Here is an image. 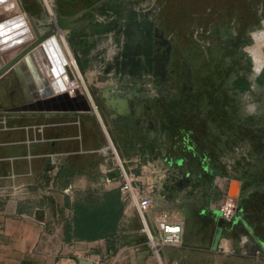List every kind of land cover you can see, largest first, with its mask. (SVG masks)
Here are the masks:
<instances>
[{
    "label": "rangeland",
    "instance_id": "1",
    "mask_svg": "<svg viewBox=\"0 0 264 264\" xmlns=\"http://www.w3.org/2000/svg\"><path fill=\"white\" fill-rule=\"evenodd\" d=\"M112 8L136 11L141 21L154 24L163 41H168L171 47L166 69L168 80L158 93L151 83L156 80L154 75L141 74L143 82L139 84L129 74L123 81L119 80L121 75L117 73L114 57L112 62L102 64L98 81L104 83L107 75L113 76L115 96L99 91L96 79L88 81L85 71L79 67L135 188H141L151 203L154 200L160 206L164 192L159 186L166 180L178 181L192 164L190 160L194 158L188 146L229 175L234 172L228 168L230 163L234 162L232 169L246 163L241 159L233 161V156L264 151V85L256 82L264 69V0H0V23L23 14L37 41L38 36L55 32L52 27L56 14L71 16L91 11L92 14L80 20L94 24L95 18L110 23L120 16H114ZM84 31L95 41L93 48L96 49L102 36L97 37L88 29ZM60 33L56 36L59 40ZM31 43L1 56L2 61H11ZM61 45L65 51L62 42ZM115 49V57L120 59L122 47L115 46ZM75 77L74 87L78 84L84 90L81 78L76 73ZM237 79L250 82V90H238L234 86ZM70 89L73 92L74 88ZM138 95L142 99H137ZM129 100L135 106H142L144 123L138 130L118 126L120 116L128 117L123 109L128 107ZM171 111L175 112L176 120L166 124V116ZM179 114L182 118H177ZM148 121L157 124L159 138L165 133L169 137L168 129L174 130L171 133L174 136L179 135V127L193 130L192 143H170L168 139L167 148H162L153 143V138H148L145 125ZM108 143L103 124L95 114H0V200L20 197L32 207H46L54 212L60 210L57 205L63 199L68 210L76 203L96 205L104 192L111 189L120 192L124 178L112 150L108 156L97 153ZM83 150L95 151L84 158ZM30 155L38 158L30 159ZM167 156L173 162L183 159L189 166L183 165L178 170L175 163L171 166L164 161ZM36 167L37 173L33 175L32 169ZM199 172L203 173L201 169ZM6 173L9 176L3 178ZM206 179L202 180L200 188L204 193L197 202L203 209L210 189ZM72 184L77 186L73 189ZM198 188L187 187L184 198L193 197L192 192ZM169 189L179 191L175 186ZM123 203V235L117 245L131 250L137 243L141 244L140 263L161 264L155 251L147 245L143 224L132 201L127 199ZM110 241L114 247V239ZM179 250V247L161 250L162 264H228L226 257L229 256L225 254L184 257ZM236 258L231 264H243L241 256ZM220 260L223 262L218 263Z\"/></svg>",
    "mask_w": 264,
    "mask_h": 264
},
{
    "label": "crops",
    "instance_id": "2",
    "mask_svg": "<svg viewBox=\"0 0 264 264\" xmlns=\"http://www.w3.org/2000/svg\"><path fill=\"white\" fill-rule=\"evenodd\" d=\"M63 16L71 17L74 15ZM13 17H16V15ZM84 21L86 22L87 20ZM59 38L60 40L62 39L61 42L70 59L68 60L72 62L70 64L75 72L71 71L81 78L85 91L89 93L80 68L85 71L88 81L92 82L96 79V87L99 91H102L107 96H115L113 76L107 75L104 83H99L100 81H98L102 64L112 62L113 57L115 60V53H117L115 46L117 48L121 47L120 44L115 42V33L103 35L99 46L96 49H91L88 53L86 49H88L90 42L93 40L88 31L79 29L64 31L59 34ZM120 41V43L124 44V37H121ZM258 85L260 84L258 83ZM109 90H112L111 93H109ZM103 110L107 112L106 109ZM102 124L109 143L97 152L99 154H101L102 149L107 148L110 144L114 146L108 126L103 120ZM113 127L116 128L118 126ZM94 151L83 150V157L89 158V154ZM197 152L199 153V151ZM199 155L201 154L199 153ZM29 158L37 159L38 157L30 155ZM232 158L233 161L237 159L246 161V163L242 164L243 167L237 169H232L234 162L230 163L228 168L229 170H234L232 175L224 174L220 167H215L212 163L213 170L210 176L205 173H197L198 184L194 186L202 187L204 177L208 179L205 181L210 186L206 208L203 209L197 203L200 201V196L204 193L201 188L192 192L193 197L185 199L184 194L186 193L184 192H187V188L181 191H174L173 195H171L172 190L165 185L167 183L165 182L159 186L164 192V195L160 196L161 205H155L154 200H152V207L147 212L146 220L149 226L154 229L156 216L165 212L173 215L172 221L182 223L184 228L183 244L179 247V251L184 257L206 255L207 253L219 256L220 253L229 256L226 257L228 264L234 263L237 259L236 257L239 256L242 257L243 264H264V151L239 153ZM179 160L183 161L184 167L189 166L185 165L183 159ZM191 166L193 164H190L189 167ZM189 167H186V171L190 169ZM36 173L37 167L32 169V174ZM21 175L25 176L27 173ZM7 176H9L8 173L2 177ZM6 185H9V183H6ZM255 185H261L262 187L259 188V191L251 192L248 199L242 203L245 222L242 220H236L235 222L234 219L231 224L227 225L225 223L223 237L218 243L217 249H215L214 242L218 229V220L211 210H219L222 201L228 199L237 202L243 191L251 189ZM76 186L77 184L75 186L72 184L73 189ZM165 186L167 189H165ZM137 189L141 190V188ZM109 191H112V189ZM143 194L148 196L145 193ZM195 203L197 205H194ZM64 204L65 200L63 199L61 204L57 205L60 210L54 212L53 209L46 207H40V209L32 207L20 197L1 199L0 264L142 263L139 261V257L143 255L141 244L137 243V247L131 250L117 245L121 234L123 235L121 233V220L114 235L93 242L80 241L75 238L73 232V209L68 210L69 208L67 207L65 209ZM112 238L114 239V247L110 241ZM221 244L225 245L226 250L222 251L220 249L219 246ZM157 258L162 264L160 253ZM221 262L223 260L218 263Z\"/></svg>",
    "mask_w": 264,
    "mask_h": 264
},
{
    "label": "water",
    "instance_id": "3",
    "mask_svg": "<svg viewBox=\"0 0 264 264\" xmlns=\"http://www.w3.org/2000/svg\"><path fill=\"white\" fill-rule=\"evenodd\" d=\"M111 11H113L114 16L120 14L116 23L123 22V27H117L114 25L115 23H112L113 21L102 23L95 18L93 19L94 24L78 21L86 12L71 17L57 15L55 25L52 27L55 32L42 37L38 36L37 41L32 42L18 56L7 63H4L0 56V114L12 116L95 114L102 122L91 96L85 90L76 89L70 92L64 85L63 74L65 72L70 81L74 80V76L66 67L65 59L53 36L74 29H88L97 37L115 33V42L120 44L123 50L120 55L121 60L118 57L115 59L117 73L121 75L119 80L123 81L124 77L129 74L131 77L137 78L134 79V82L139 84L143 82L140 78L141 74H151L155 70V76L160 77L163 85L171 52L168 41H163V35L158 34V30L154 28L152 22H141L136 11L129 10L122 13L119 8H112ZM121 37L125 39L124 44L120 43ZM155 38L162 40V42L155 41ZM32 40L33 38L22 16L12 17L0 23L1 54L11 52V50L26 45ZM94 44H96L95 41L90 42L88 49H86L87 53L93 49ZM158 44L161 48L167 46L165 52L158 53L160 50L156 49ZM242 55L241 53L240 56ZM118 60L120 63L117 62ZM256 82L264 85V69L257 76ZM239 83L242 84L241 87H239ZM234 85L242 92L251 88L250 82L242 79H237ZM137 99L142 98L138 95ZM134 103L133 100L128 101V107L123 109L128 117L120 116L118 123H121L120 120L124 118H137L141 121V125L144 123L141 120L142 106H135ZM118 126L126 129H140V127L125 124ZM116 155L118 157L117 153ZM195 174V172L192 173L193 179ZM178 187L182 189L180 186ZM260 187L262 186L255 185L241 193L236 205L235 222L236 220L245 222L242 203L248 199L251 192L259 191ZM211 212L218 220L214 242V248L217 249L218 243L223 237L225 221L220 210H211Z\"/></svg>",
    "mask_w": 264,
    "mask_h": 264
},
{
    "label": "built area",
    "instance_id": "4",
    "mask_svg": "<svg viewBox=\"0 0 264 264\" xmlns=\"http://www.w3.org/2000/svg\"><path fill=\"white\" fill-rule=\"evenodd\" d=\"M120 167L124 174L120 188L122 201L125 202L129 199L134 204L142 219V232L147 238L149 247L155 252H160L165 247L182 246L184 234L182 223L172 221L169 215L164 212L160 213L159 217L155 219V228L152 229L145 219V214L150 210V207H152L151 200L148 196H144L141 190L135 188L133 180L129 178L121 162ZM236 205L237 202L232 199L222 201L220 205L219 210L222 212V218L227 225L231 224L234 220ZM219 247L222 251L226 250L224 244H221Z\"/></svg>",
    "mask_w": 264,
    "mask_h": 264
},
{
    "label": "trees",
    "instance_id": "5",
    "mask_svg": "<svg viewBox=\"0 0 264 264\" xmlns=\"http://www.w3.org/2000/svg\"><path fill=\"white\" fill-rule=\"evenodd\" d=\"M73 232L80 241L93 242L112 236L124 213L120 192L107 191L96 205L76 203L73 206Z\"/></svg>",
    "mask_w": 264,
    "mask_h": 264
},
{
    "label": "flooded vegetation",
    "instance_id": "6",
    "mask_svg": "<svg viewBox=\"0 0 264 264\" xmlns=\"http://www.w3.org/2000/svg\"><path fill=\"white\" fill-rule=\"evenodd\" d=\"M119 9H121V8H119ZM129 10H131V9H125V10H122L121 9V11H122V13H126V12H128ZM102 11H104V10H102ZM92 14V12L90 11V12H86L84 15H88V14ZM83 15V16H84ZM81 19V18H80ZM78 20V21H81V20ZM141 21V20H140ZM142 22V21H141ZM86 23V22H85ZM112 23H115L114 25H117V27H123V22L120 24V23H116V21H114V22H112ZM155 41H157V42H161V40L159 41V40H155ZM167 47V46H166ZM166 47L164 48V47H160V45L158 44V45H156V49H160L159 50V52L158 53H162V52H165L164 50L166 49ZM157 53V52H156ZM118 62V61H117ZM119 63V62H118ZM168 65V64H167ZM166 69H167V67H166ZM155 70H153L152 71V73L151 74H148L149 76H151V75H154V77H155V79L156 80H154V81H152V79H154L153 77H151V83L154 85V88H156L157 89V93H158V91H161V90H163V86L164 85H162L161 84V81H160V77H157V76H155ZM147 75V74H146ZM148 76V77H149ZM168 77H167V75H166V78H165V81H164V83L165 82H167V79ZM148 79H150V77L148 78ZM163 83V84H164ZM235 86V85H234ZM242 86V84L241 83H239V87H241ZM236 87V86H235ZM237 88V87H236ZM238 89V88H237ZM239 90V89H238ZM244 92V91H243ZM177 118H182V114H179L178 116H177ZM166 119H167V122H166V124L167 123H171V121L173 122L174 120H176V115H175V112H173V111H171V113H169L167 116H166ZM157 125V124H156ZM156 125L154 124V126H155V128H156ZM194 127H192V129H193ZM168 130H170V134H169V137H167V134L165 133L164 135H162V136H160V138H159V136H158V134L154 137V136H152V135H150L149 134V131H148V138L149 139H151V138H153V143L155 142V143H157V144H159L160 145V147H162V148H167V144H168V139H169V141H170V143L171 142H174V143H192V131L193 130H187V129H185L184 127H179V129H177L178 130V136H174V135H171V133H175L174 132V130L173 129H168ZM187 130V131H186ZM157 132H158V130H157ZM165 132H167V130L165 131ZM188 149L190 150V152H191V154H192V157L194 158L193 160H190V162H192V164H193V166L194 165H196V163L198 164V166L196 167V166H194L193 168H190V169H188V171H186V173L183 175V177H181L178 181H176V180H174V179H172V180H169L167 183H165V185L167 186V187H172V186H175L176 187V189L177 190H179V191H181V190H184L185 188H187L188 186H191V185H195L194 183H193V175H192V173H198L199 172V170L201 169L202 170V172L203 173H205L206 175H208V176H210V174L212 173V170H213V168H212V166H211V162H209V160L207 159V157H203V155H199V153L193 148V147H190V146H188ZM164 161L166 162V163H168L169 165H171V166H173L174 165V163H175V166L177 167V169L179 170L180 169V167H182L183 166V161L182 160H179V159H176L174 162H173V160L172 159H170L168 156L167 157H165V159H164ZM200 173V172H199ZM189 175V176H188ZM183 179H188V182L187 183H185L184 184V186H183V188L182 189H180L178 186H179V183H180V181L181 180H183ZM173 192H174V190H172L171 191V195H173Z\"/></svg>",
    "mask_w": 264,
    "mask_h": 264
},
{
    "label": "bare ground",
    "instance_id": "7",
    "mask_svg": "<svg viewBox=\"0 0 264 264\" xmlns=\"http://www.w3.org/2000/svg\"><path fill=\"white\" fill-rule=\"evenodd\" d=\"M50 9V8H49ZM18 16H22L23 17V20H24V22L26 23V25H27V27H28V29H29V32H30V34H31V36H32V38H33V40L31 41V42H34L35 40H34V36H33V34H32V32H31V29H30V26L28 25V22H27V20H26V18H25V16L22 14V15H18ZM18 16H16V17H18ZM56 20H57V14H56V19H54L53 20V22H56ZM58 35V33L56 34V35H54L53 37L55 38V40H56V42H57V44H58V46H59V48H60V51H61V53H62V55H63V57H64V59H65V62H66V67H68V69H70V71L71 70H73L74 71V69L72 68V66H71V64H70V62H69V60H68V57H67V55H66V53H65V51H64V49H63V47H62V45H61V42H60V40L58 39V37H56ZM30 42V43H31ZM29 44V43H28ZM27 45V44H26ZM25 45H23V46H21V47H18V48H22V47H24ZM17 49V48H16ZM13 50H15V49H13ZM13 50H11V51H13ZM8 53H11L10 51H8V52H6V53H4V54H1L0 56H3V55H6V54H8ZM72 72V71H71ZM72 74H73V76H74V80H76V77H75V74L72 72ZM70 81V79L68 78V76H67V73L65 72L64 74H63V81H64V85H65V87H66V89H67V91H70L71 89V87L72 88H74V90H76V89H80L79 88V86H78V84H75L76 86L74 87V83H75V81ZM73 90V91H74ZM80 90H83V89H80ZM85 90V89H84ZM121 121V123H118V125L120 124V125H132V126H135V127H140V125H141V121L139 120V119H137V118H124V119H122V120H120ZM146 126H147V128H148V131H149V134L150 135H152V136H156L157 134H158V132H157V130H156V128H155V126H154V123L153 122H151V121H148L147 122V124H145ZM113 151L114 153L116 152L117 154H118V152H117V150H115L114 151V148H113V146H112V144H110L107 148H104V149H102L101 150V154L102 155H104V156H108L109 155V151ZM116 153H115V155H116ZM117 156V155H116ZM117 158V162H118V165L120 166V162H121V164L123 165V161H122V159L119 157V155H118V157H116ZM120 161V162H119ZM198 177H197V174H195L194 175V179H193V183L194 184H198ZM165 182H168V180H166ZM164 182V183H165ZM185 183H187V179H183V180H181L180 181V183H179V186L181 187V188H183V186H184V184ZM137 213H138V211H137ZM165 214H167V215H169L168 213H165ZM138 215H139V213H138ZM147 213L145 214V219H147ZM139 217H140V215H139ZM159 217V214L156 216V218H158ZM140 219H141V217H140ZM141 221H142V219H141ZM156 253V255H158L159 254V252L158 251H156L155 252Z\"/></svg>",
    "mask_w": 264,
    "mask_h": 264
}]
</instances>
